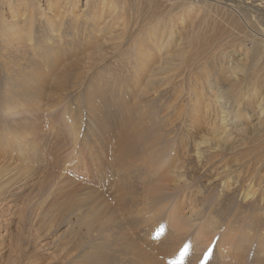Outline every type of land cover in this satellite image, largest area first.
I'll return each mask as SVG.
<instances>
[{
    "label": "rangeland",
    "instance_id": "1",
    "mask_svg": "<svg viewBox=\"0 0 264 264\" xmlns=\"http://www.w3.org/2000/svg\"><path fill=\"white\" fill-rule=\"evenodd\" d=\"M9 1L0 0V26L24 18ZM55 1L65 19L103 14L110 33L58 41L64 30L45 32ZM55 1L31 0L29 39L0 41V264H264L256 248L222 259L182 223L212 212L220 224L260 215L264 225V116L260 101H240L248 76L264 106L259 25L245 28L234 0L236 11L219 0ZM149 27H165L170 45L148 43L156 76L147 85L132 58ZM205 78L231 112L228 137L213 136L220 117L205 106L214 93Z\"/></svg>",
    "mask_w": 264,
    "mask_h": 264
},
{
    "label": "bare ground",
    "instance_id": "2",
    "mask_svg": "<svg viewBox=\"0 0 264 264\" xmlns=\"http://www.w3.org/2000/svg\"><path fill=\"white\" fill-rule=\"evenodd\" d=\"M6 1V0H5ZM11 1V0H10ZM9 1V2H10ZM13 1V0H12ZM47 1V0H45ZM55 1V0H54ZM108 1H112L115 4H117L118 0H106V3ZM120 1V0H119ZM203 2V3H212L211 1H207V0H197L196 2ZM223 1V2H222ZM245 1V2H243ZM257 0H234V2H236V6H237V13L240 15V17L242 16L243 19V24L244 26H246L245 28H248L250 31L251 28H249V25L251 23L254 22L259 25V32L256 35H259L260 38H254L255 39H259L258 44L261 45L260 49L263 48L264 49V14L263 10H259L257 7L253 6V4H258L259 2H256ZM70 2L67 1L65 3V6H67L66 4H68ZM101 2H104L103 0H101ZM100 2V4H101ZM122 2V1H121ZM217 2L220 3H215L218 4V6H223L224 8H230L232 11H234L235 9L231 6V4L226 3V0H219ZM5 3V2H4ZM16 6H17V10L15 8V13L19 14L18 16H24L23 19L16 21L15 24H12L10 26H8L7 24H5L4 26H2L3 28L0 29V41H2V43H6L3 48H7L8 46L14 45L15 41L21 38H26L29 39L31 37V31L29 29V27L32 25V20H33V6L31 3V0H17L16 2ZM30 3V4H29ZM58 3V2H57ZM56 1L54 2V4L52 5V12L55 14L54 18H45V32L47 33H54V34H58L59 31H65L64 34L61 36V38H59L58 41H64L65 38H67V36L72 35H77L78 33H82L84 34L85 37H91L92 35L95 34H99L102 33L104 34H108L109 32V28H102L100 27V20L102 19V15L100 13H96V12H91L89 14L85 13V15L83 14L81 17H78L77 15H73L72 12V18H64L63 14L60 11V4H57ZM186 3V2H185ZM6 4H8V2H6ZM48 4V3H47ZM114 4V5H115ZM121 4V3H120ZM181 4V3H180ZM96 5V3H95ZM104 5V4H103ZM108 5V4H107ZM113 4L109 3V7L106 8L107 10L111 9V6ZM123 5V4H122ZM125 5V4H124ZM12 6V5H11ZM63 6V5H62ZM69 6H71L72 8L74 7V4H70ZM182 6V4H181ZM185 6V5H184ZM64 7V6H63ZM14 8V6H13ZM11 8V10L13 9ZM20 8H26L24 10V12L22 13ZM70 8V7H69ZM91 8V7H89ZM121 8V7H120ZM120 8L118 10H120ZM182 8V7H181ZM51 9V8H50ZM94 9V8H93ZM122 9V8H121ZM73 10V9H72ZM91 10V9H90ZM98 10V9H96ZM95 10V11H96ZM105 10V11H107ZM229 10V9H228ZM235 10V11H236ZM35 11V10H34ZM103 11V10H102ZM101 11V12H102ZM10 12V11H9ZM12 12V11H11ZM14 12V11H13ZM36 12V11H35ZM64 12V11H63ZM70 12L68 9L65 11ZM71 13V12H70ZM104 13V11H103ZM11 14V13H10ZM37 14V13H36ZM76 14V13H75ZM14 15V14H13ZM16 17V14L14 15ZM20 16V17H21ZM48 16V15H47ZM80 16V15H79ZM1 17V16H0ZM13 17V16H12ZM13 17V18H15ZM45 17V16H44ZM250 17V18H249ZM19 19V18H18ZM80 19V22L79 20ZM36 20V19H35ZM44 20V19H43ZM3 22V21H2ZM14 23V22H13ZM0 26V27H1ZM111 26V25H110ZM256 27V26H255ZM162 29H166L165 27L159 28L157 30V33L155 35L153 28L149 27V28H144L143 39H138V44L137 46H135V56L132 58V63L135 64L137 70L134 74L135 78H141L144 81H147L146 84H152V81H154L156 74L152 73L153 70L152 69V60L151 58H153V50L150 47V44H148L149 42H155L157 44H159L157 46L158 51L162 50L165 48V51L168 49V45H170V43H168V37L166 36L165 33L161 32ZM105 30H107L106 32H104ZM70 31V33H68ZM36 33V31H35ZM33 33V34H35ZM63 33V32H62ZM32 34V35H33ZM40 34V33H39ZM49 34V35H50ZM91 35V36H90ZM52 36V35H50ZM50 36L45 40L46 42L50 39ZM55 36V35H54ZM57 36V35H56ZM107 36V35H106ZM75 37V36H74ZM141 37V38H142ZM82 38V37H81ZM74 39V38H73ZM76 39V38H75ZM104 39V38H102ZM32 40V39H31ZM29 40V41H31ZM43 40V39H42ZM85 40V39H84ZM71 41V40H70ZM106 42H108V40H105ZM111 41V40H109ZM257 41V40H256ZM43 42V41H42ZM119 42V41H118ZM14 43V44H13ZM17 43V42H16ZM59 43V42H58ZM62 43V42H61ZM70 43V42H69ZM115 43L114 41L112 42V44ZM117 43V42H116ZM68 44V43H67ZM78 44V43H77ZM16 45V44H15ZM14 45V47H15ZM32 46V48L34 47H38L40 51L44 52L45 50H41L40 46L42 45V43L40 42V44H38V42L36 43V41L33 39V41L30 44ZM66 45V44H65ZM88 45V44H87ZM90 45V44H89ZM43 47V46H41ZM116 47V46H115ZM11 48V47H10ZM256 48V47H255ZM17 49V48H16ZM37 49V48H36ZM20 50V49H19ZM38 50V49H37ZM15 51V50H14ZM17 51V50H16ZM21 51V50H20ZM36 51V50H35ZM157 51V50H156ZM169 51V50H168ZM2 52V51H1ZM5 52V51H4ZM19 52V51H18ZM48 50H46V54H47ZM261 52V50L259 51ZM14 53V52H13ZM21 53V52H20ZM12 55V54H11ZM10 56V55H9ZM36 56V55H35ZM57 56V55H56ZM4 57V56H3ZM8 57V56H7ZM19 57V56H18ZM17 57V58H18ZM1 59H3L2 57H0ZM5 58V57H4ZM10 58V57H9ZM15 59H17L14 56ZM52 58V57H51ZM7 59V58H6ZM11 59V58H10ZM21 59V58H20ZM32 59H35L32 58ZM43 59L47 60V57H43ZM49 59V58H48ZM126 59V58H125ZM129 59V58H128ZM12 60V59H11ZM18 60V59H17ZM32 61V60H31ZM29 61V62H31ZM57 60L54 61V64H56ZM61 61V60H60ZM12 62V61H11ZM28 62V61H27ZM36 62V61H34ZM33 62V63H34ZM59 62V61H57ZM7 63V62H6ZM37 63V62H36ZM35 63V64H36ZM41 63V62H40ZM52 63V62H51ZM51 63H46L45 66L46 68L51 64ZM8 64H10L8 62ZM29 64V63H27ZM32 64V63H31ZM131 64L130 60H129V65ZM39 65V63L37 64ZM9 66V65H8ZM28 66V65H27ZM32 66H34L32 64ZM31 66V67H32ZM36 66V65H35ZM41 67V66H39ZM44 67V66H43ZM246 67V66H245ZM34 68V67H33ZM37 68V67H36ZM229 68V67H228ZM35 69V68H34ZM33 69V70H34ZM246 69V68H245ZM251 69H255L254 66H252ZM250 69V70H251ZM27 70V68H26ZM36 70V69H35ZM41 70V69H40ZM32 71V70H31ZM37 71V70H36ZM155 71V70H154ZM27 72V71H26ZM30 72V71H29ZM34 72V71H33ZM39 72V71H38ZM45 72V71H44ZM12 73V72H11ZM37 73V72H36ZM35 73V74H36ZM33 74L34 76L32 77V80L34 79H38V77H40L41 75L39 74ZM209 74V73H208ZM32 75V73H31ZM234 75V74H233ZM207 76V75H206ZM230 76V75H229ZM255 76H258V74L256 73ZM226 77V76H225ZM209 79V77H208ZM207 78H205V82H208V86L209 89H211L213 93V99L208 101L206 103V107L208 106H216L217 109L219 108V112H216L217 109H214L213 112L217 113V115L220 117L219 120H217L218 122H215V124H212V126L214 127V131L215 134H213L214 137H216L217 135H226V137L229 136V127L230 126V118H231V112H229V110H224L226 107L224 106V104L220 101L221 97L217 94V91H215V88L217 87L219 89L220 86L214 85L212 84ZM227 79V78H226ZM29 80V79H28ZM41 80V79H40ZM231 80V79H230ZM247 84L245 85V89H244V93H243V97L242 100L243 103H246L248 105H250L252 108L254 107L255 102H252V100H255L256 103L258 101L259 102V113L260 116H264V106H263V100L260 99V96H258V89L254 88V85H252L251 87V82L252 79L246 78ZM258 83H259V78H258ZM139 84V82H138ZM183 86V85H181ZM180 86V87H181ZM147 87V86H146ZM184 88V87H183ZM186 89V88H185ZM190 89V88H189ZM155 90V89H154ZM183 90V89H182ZM157 91V90H156ZM181 92V91H180ZM189 92V91H188ZM154 93V92H153ZM219 93V92H218ZM151 94V93H150ZM188 94V93H187ZM202 97V94H201ZM197 98V97H196ZM199 98V96H198ZM246 98L251 99V100H246ZM201 99V98H200ZM206 99V98H204ZM203 99V100H204ZM263 99V98H262ZM195 100V99H194ZM202 100V99H201ZM185 101V100H184ZM197 102V101H195ZM193 103V102H192ZM203 103V102H201ZM200 105V104H198ZM193 106H197V105H193ZM249 107V106H248ZM194 109V108H193ZM176 110V109H175ZM198 112V111H197ZM204 112V111H202ZM199 113V112H198ZM205 113H209L208 110L205 109ZM174 114V113H173ZM183 114V113H182ZM191 114V113H190ZM195 114V112H194ZM258 114V113H256ZM176 115V114H175ZM198 115V114H197ZM203 115V114H202ZM215 115V116H217ZM192 116V115H191ZM205 116V115H204ZM170 117V116H169ZM196 117V116H195ZM180 118V117H178ZM198 118V117H197ZM200 118V116H199ZM260 120V117H257ZM263 118V117H262ZM216 119V118H215ZM214 119V120H215ZM176 120V118H175ZM201 121V120H200ZM203 121V120H202ZM205 122V121H204ZM213 122V121H212ZM211 122V123H212ZM220 122V124H219ZM260 122V121H258ZM199 123V122H198ZM264 123V121H263ZM178 124V123H177ZM196 124V123H195ZM181 125V124H180ZM193 125V124H192ZM198 125V124H197ZM201 125V124H200ZM179 126V125H178ZM177 126V127H178ZM205 126V125H204ZM209 126V125H208ZM191 127V126H189ZM193 127V126H192ZM232 127V126H231ZM207 128V127H206ZM209 128V127H208ZM196 129V128H195ZM201 129V128H200ZM219 129V131H218ZM198 130V129H197ZM190 131V130H188ZM192 131V130H191ZM201 131V130H200ZM209 131V129H208ZM197 132V131H195ZM191 134V133H190ZM228 135V136H227ZM206 136V135H205ZM17 138V137H16ZM211 138V137H209ZM213 138V137H212ZM211 138V139H212ZM15 140V139H14ZM209 141V140H208ZM15 142V141H14ZM205 143V142H201L200 144ZM198 144V143H197ZM197 148V147H196ZM195 148V149H196ZM171 149V148H170ZM199 149V148H198ZM166 151V150H165ZM165 153V152H164ZM168 155L167 158H169V160L171 162H173L172 158L174 156L173 151L169 150V152L167 151ZM166 153V154H167ZM199 153V152H198ZM161 155L157 154L155 156V165L159 167V169L161 170L162 166H169V164H167V161L163 160L162 162L159 161V163L156 162V159L158 157H160ZM163 158V157H162ZM167 169V168H166ZM165 169V170H166ZM170 171H167L166 173H169ZM162 180H165L167 182V180H169L166 176H163L161 178ZM165 183V182H164ZM254 194V193H253ZM181 205V204H179ZM179 211V209H178ZM197 212V211H196ZM193 214V213H192ZM199 214V213H198ZM198 216V215H197ZM198 218V217H197ZM185 218H183L184 220ZM194 219V218H193ZM188 220V219H187ZM184 220L182 221L183 224H187L188 225V229H193V227H196L193 230V234L192 236L194 237V240L196 241L198 247L202 245V242L204 241L205 243V247L209 246L212 242H214V247L216 248V251L219 252V257L224 259V258H230L231 261H240L243 258L248 257L249 255V250H251L252 248H256V250L260 253H264V225L261 224L260 222H262L260 215H252L250 218H247L246 220H243L241 218H239L238 216H230L228 218V221L226 223H219L218 222V216H214L212 215V212L210 213H206V214H202L200 213V217L197 219L199 222L196 223L194 220ZM179 226L181 224V222H176L174 224H178ZM259 236H258V234ZM197 240L199 242H197ZM208 242V243H207ZM196 251V250H195ZM252 252V251H251ZM257 255V254H256ZM227 260V259H226ZM264 260L263 258H258L257 261H255L256 263H260L261 261ZM245 261V260H244ZM261 262V263H262ZM231 263V262H230ZM244 264V263H242Z\"/></svg>",
    "mask_w": 264,
    "mask_h": 264
}]
</instances>
